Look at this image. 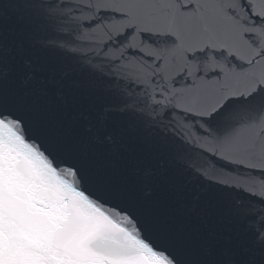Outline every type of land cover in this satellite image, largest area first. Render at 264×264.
<instances>
[{"label": "snow or ice", "instance_id": "snow-or-ice-1", "mask_svg": "<svg viewBox=\"0 0 264 264\" xmlns=\"http://www.w3.org/2000/svg\"><path fill=\"white\" fill-rule=\"evenodd\" d=\"M0 264H264V0H0Z\"/></svg>", "mask_w": 264, "mask_h": 264}, {"label": "water", "instance_id": "water-1", "mask_svg": "<svg viewBox=\"0 0 264 264\" xmlns=\"http://www.w3.org/2000/svg\"><path fill=\"white\" fill-rule=\"evenodd\" d=\"M79 2V0H78ZM83 2H86V0H83ZM79 15V13H77ZM85 16L90 15L88 12H84ZM112 17L110 16H103L102 14H97V23L92 24L91 28H83L82 31L85 33L94 32L96 33V36L94 38H89L85 41V43L93 44V43H99L101 40L107 41L108 37L104 35V26H107L111 24ZM87 22V21H86ZM121 51H123L122 45L118 42L115 36H113L112 42L109 44L108 48L105 50L104 54L102 55L101 59L104 58V56H107L108 58H114L120 55ZM135 49H129L127 52L124 53V60L121 61V63H124L125 61H140L141 56L140 55H134ZM179 119V117L177 118ZM188 130H192V124L191 122H188L186 125ZM202 137H197L194 131H191V137L189 141V152L188 155L193 159L196 160L204 169H207L210 178L213 177H234L235 172H229V168H235L233 165H225L224 167H221V165H224V161H218L215 165L212 161L207 159L206 156L201 155V152L203 151L201 144H202Z\"/></svg>", "mask_w": 264, "mask_h": 264}]
</instances>
